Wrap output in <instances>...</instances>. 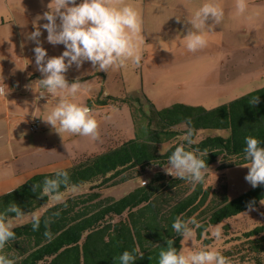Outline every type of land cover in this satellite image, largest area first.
<instances>
[{"label": "rangeland", "instance_id": "1", "mask_svg": "<svg viewBox=\"0 0 264 264\" xmlns=\"http://www.w3.org/2000/svg\"><path fill=\"white\" fill-rule=\"evenodd\" d=\"M49 2L50 0H0V84L14 83L16 86L22 84L24 79L28 83L31 78H41L35 64V42L28 40L27 34L46 22L40 17L48 11ZM203 2L204 0H126V3L140 13L143 22L141 66L135 68L129 64L126 68L109 70L107 73L93 69L90 62L86 61L79 69L73 65L66 73L69 82L79 78L82 88L77 93L75 102L92 110L99 122L100 139L92 141L87 137L65 133L62 140L44 121L46 130L32 132L27 124L28 117H46L55 106L57 98L50 95L53 102L41 103L36 99L31 101L32 107L19 112L17 131L23 136L21 139L24 144H14L15 147L29 150L35 145V148L47 151L42 152L39 157L29 155L20 163L32 168L50 165L59 157H69L73 165L85 155L105 152L134 138L135 117L138 112L151 115L153 126L158 128V110L180 103L212 109L264 88V0H248V10L239 16L236 14L235 0H219L224 9L223 21L204 33L206 47L190 52L185 46V35L191 25L185 21ZM176 17H180V21ZM41 33V44L49 56L60 55L64 51V45L53 46L48 43L47 31L42 27ZM107 94L117 98V103L121 106L113 103H108L103 108L89 106L91 98L100 95L103 98ZM1 124L0 159H4L12 153L10 145H7L6 126ZM229 134L230 131L224 129H200L196 141L207 136ZM182 140L181 135L173 143H182ZM169 145L162 144L160 151L165 152ZM235 160L234 157L221 158L206 169L205 178L213 187L212 199L215 202L235 198L253 188L245 180L248 168L239 165L221 168L222 164ZM168 167L166 160L131 170L126 174L130 180L106 187L101 192L104 197L121 198L136 186L143 185V180L148 182L153 175L165 172ZM194 186L183 180L174 187L164 188L155 198L158 206L166 210L186 196ZM78 187L80 191L75 195L90 192L89 184ZM70 195L73 194H67L66 198ZM213 203H209L210 206ZM12 220L17 226L27 223L15 218ZM262 224L264 225V204L217 224L222 229L221 239L210 238L211 233L208 231L203 239L210 238L211 243L205 244L196 237L195 245L220 252L228 249L247 250L249 247L242 241L227 240ZM226 226L229 227L228 233ZM182 249L193 250L192 242L183 240ZM230 264L255 263L230 261Z\"/></svg>", "mask_w": 264, "mask_h": 264}, {"label": "trees", "instance_id": "2", "mask_svg": "<svg viewBox=\"0 0 264 264\" xmlns=\"http://www.w3.org/2000/svg\"><path fill=\"white\" fill-rule=\"evenodd\" d=\"M254 96L259 97V102L252 105L249 101ZM94 101L101 105L113 103L121 106L117 98L110 94L90 99L89 106ZM158 119L160 125L156 128L151 115L138 112L134 138L105 152L85 155L65 168L71 184H89L90 187L88 193L67 197L66 206L60 204L48 208L47 197L40 198L38 192L32 191L35 183L53 176L55 171L36 174L10 193L0 195V213L12 202L25 213L47 209L45 215L51 216L59 212L48 226L53 237L51 240L44 236L46 229L43 223L38 231H33L31 224L25 223L14 228L16 239L6 244L2 254L14 259L15 264H119V255L125 250L138 248L144 255L137 258L134 264H158V253L161 247L166 246V240L173 239L177 250L182 249L183 240L172 229L176 217L199 219L202 227L195 229L196 237L210 244L212 239H203L208 229L248 211L250 204L252 208L261 205L264 185L251 188L235 198L215 202L212 199L213 187L205 178L203 183L195 184L186 196L162 210L156 195L164 188L180 184L183 179H175L161 171L153 175L147 184L136 186L121 198L104 197L101 190L127 182L130 179L126 174L131 170L168 160L171 151L180 144H184L187 150H198V155L203 153L207 169L221 158H236L234 162L222 164V169L247 163L243 153L245 137L251 135L264 146V88L212 109L175 104L158 110ZM186 125L193 129L195 141L200 129H224L230 134L207 136L191 146L184 140L173 143L183 136L182 129ZM164 143L170 145L162 153L160 147ZM62 191L65 189L62 188ZM8 215L10 219L15 218L14 213ZM226 229L228 233L229 227L226 226ZM230 240L242 241L249 248L221 252L229 261L264 264L263 224L227 242Z\"/></svg>", "mask_w": 264, "mask_h": 264}, {"label": "clouds", "instance_id": "3", "mask_svg": "<svg viewBox=\"0 0 264 264\" xmlns=\"http://www.w3.org/2000/svg\"><path fill=\"white\" fill-rule=\"evenodd\" d=\"M47 7L48 11L40 17L46 22L27 34V39L35 42V64L41 74V78L37 80L38 85L45 89L47 94L57 98L55 106L42 120L58 133L62 140L65 133L87 137L92 141L99 140V122L92 110L75 102L82 84L79 78L69 82L66 73L73 65L79 69L86 61L90 62L93 69L107 73L109 70L126 68L129 64L139 68L144 43L141 34L142 18L126 0H50ZM235 9L238 16L243 15L248 10V0H235ZM223 18L224 9L219 0H204L185 21L191 25L185 35L187 50L196 52L206 47L207 39L204 33L221 24ZM176 19L180 21L181 18ZM208 21L212 23L209 24ZM41 27L47 31L48 43L53 46L64 45V51L60 55L47 54L40 41ZM26 87L33 90L32 84ZM0 95H7L3 87H0ZM40 97L48 99L44 94ZM258 102V96L249 101L252 105ZM182 132V139L188 146L196 143L194 131L190 126L186 125ZM244 142L243 153L247 163L238 165L248 168L245 180L253 188L264 185V146L251 135L246 136ZM197 152L198 150H187L184 144L176 146L168 157L169 167L165 168V172L175 179H183L194 185L203 183L208 165L203 159L204 154L198 155ZM62 188L65 191H62ZM32 191L38 192L40 198L47 197L48 208H53L60 204L66 206V195L78 194L80 189L70 183L66 170L56 169L53 176L45 177L41 183H35ZM260 203L264 204V200ZM252 207L250 204L249 209ZM46 211L47 209H42L25 213L19 205L12 202L0 213V264H15L14 259L2 254L6 244L16 239L14 228L17 225L8 214L14 213L17 221L31 224L33 231H38L43 223L46 229L44 236L51 240L53 237L48 226L59 212L47 216ZM201 227L195 217L187 220L176 217L172 223L173 231L182 240L192 242L193 250L178 251L175 241L168 239L166 246L161 247L158 253V264H230L229 259L219 250L195 245V229ZM208 231L211 233L210 238L221 239V226L216 225ZM143 255L141 250L136 248L132 251L125 250L117 259L119 264H134L137 258H143Z\"/></svg>", "mask_w": 264, "mask_h": 264}, {"label": "crops", "instance_id": "4", "mask_svg": "<svg viewBox=\"0 0 264 264\" xmlns=\"http://www.w3.org/2000/svg\"><path fill=\"white\" fill-rule=\"evenodd\" d=\"M38 77H34L29 79L28 83L24 82L20 85H16L14 83L11 84H0V87H3L7 93V95H0V124L6 126L7 132V145L11 149V155L5 157L4 159H0V195L5 194L13 189H16L20 185L27 182L31 177L39 173H48L54 172L56 169H64L65 167H69L72 165V161L69 157L67 158H58L55 159L54 162L50 165L45 166H34V167H26L20 163L24 158L29 155L36 156L41 155L42 152L47 150H42L39 147L35 148V145L32 146V149L28 148H18L15 147L14 143H17L18 146H23L24 141L21 139L23 137L18 133L17 122L19 117V112L28 110L27 107H32L33 102L36 100V96L42 92H46L45 89H42L38 85ZM31 88L26 87V85H31ZM47 93V92H46ZM109 95V94H107ZM96 97L91 99L95 100ZM38 101V100H37ZM54 100H52L53 102ZM94 107L103 108L106 105L98 104L97 102H93ZM34 118V117H33ZM32 118V119H33ZM28 117L27 124L29 126L30 120ZM48 129V128H47ZM46 130V126L45 129ZM43 130V131H44ZM134 130L136 134V122L134 125ZM27 145V144H26ZM18 150V151H17ZM74 164V163H73ZM164 190V189H163ZM162 191V190H161ZM159 193H162V192ZM158 193V194H159ZM156 195V197L158 196ZM155 197V198H156Z\"/></svg>", "mask_w": 264, "mask_h": 264}, {"label": "built area", "instance_id": "5", "mask_svg": "<svg viewBox=\"0 0 264 264\" xmlns=\"http://www.w3.org/2000/svg\"><path fill=\"white\" fill-rule=\"evenodd\" d=\"M42 94L44 95H47L48 96V99L45 98V97H40ZM36 99L38 100V102H51L52 99L50 97L49 94L47 93H41V94H38L36 96ZM29 127H30V130L34 133L36 132H40V131H43L45 129V124L43 122V120L41 118H38V117H34L31 121H30V124H29ZM142 184L145 185L147 184V181L146 180H143L142 181Z\"/></svg>", "mask_w": 264, "mask_h": 264}]
</instances>
